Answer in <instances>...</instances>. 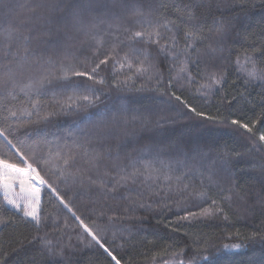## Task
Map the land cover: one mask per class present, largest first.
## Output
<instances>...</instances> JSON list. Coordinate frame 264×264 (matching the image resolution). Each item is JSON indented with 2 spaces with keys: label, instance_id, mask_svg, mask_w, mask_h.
<instances>
[{
  "label": "snow or ice",
  "instance_id": "6c2138e0",
  "mask_svg": "<svg viewBox=\"0 0 264 264\" xmlns=\"http://www.w3.org/2000/svg\"><path fill=\"white\" fill-rule=\"evenodd\" d=\"M243 3L244 0H232L227 6ZM209 6L200 0H187L185 3H175L174 0L171 3L169 0H34L27 5L14 7L11 0H0V137L5 142L4 147L15 149L24 165L20 167L19 163H11L0 155V193L3 194L0 230L17 223L15 213L22 212L25 218H31L37 235L30 239L20 238L14 242L18 247L13 249H24L27 240V245L32 246L30 264H37L36 256L43 257L45 254L47 260L44 264H74L70 253L77 250L70 236L59 246L47 238V233L39 236L40 188L33 183L36 178L55 194L60 204L72 212L84 233L91 237L85 243L84 235H78L76 239L80 244L91 247L95 242L115 264H121L122 259H118L101 242L97 232L72 211L57 189L39 176L33 163H29L30 158L34 163L44 165L57 180L65 184L71 181L85 191L95 188L105 199L129 183L135 184L141 177L144 183H155L160 179L166 183L175 181L177 191L189 187L183 182L186 173L173 176L170 169L165 171L166 165L156 167L149 160L135 159L125 165L118 150L113 155L110 145L101 147L110 139L114 129H122L131 123L147 127L151 124L150 117L136 114L124 103L111 112H88L87 109L100 101L103 93L98 94L96 89L89 90L87 94L79 93L73 85L67 83L72 77H87L96 84L124 90L135 88L138 81L143 83L136 90H145V85H151L157 91H163L165 87L191 88L198 85L195 87L196 92L209 99L220 95L219 102L222 105L231 106L233 101L236 104L243 101L253 113L257 108L264 113V42L252 41L245 47L247 20L241 28H237L231 21L215 19L212 27L206 28V15H197L194 8L206 10ZM169 9L175 13L174 16L168 15ZM25 10L27 14L22 15L21 12ZM5 24L8 26L3 27ZM78 37L83 40H78ZM209 41H213L215 46L208 43L207 52L202 55L200 45ZM85 44L87 48L83 46ZM230 44H239L243 48L234 62L220 55L225 52L231 54ZM86 51H91L92 55H84ZM209 60L212 61L210 66L201 71V64ZM109 61L112 62L113 79L106 82L101 72L102 66H109ZM117 66L119 75H116ZM193 69L196 75H193ZM230 73H235L236 79ZM236 80H240L246 87L258 83L259 100L251 98V93H241L239 97L231 95L228 89L237 87ZM54 81L71 87V94L67 93L65 87H51ZM21 95L23 100L20 99ZM49 96L51 103L43 99ZM170 97L183 103L196 116L205 115L182 101L176 91H170ZM72 113L83 114L77 122L79 135L69 133L71 140L65 137L49 140L46 128L40 125L50 118ZM166 119L160 117L156 121L157 125L160 120ZM207 119L214 120L215 117L209 116ZM261 119L264 116L251 123L259 124ZM231 123L252 132L248 123H241L240 120H232ZM27 126L33 127L25 133L23 139L17 136L14 142L10 138L20 128ZM259 140L264 142V133L259 135ZM22 147L29 150L30 156L21 151ZM201 156L208 159V184L201 180V190L196 195L211 203L209 208H202L199 215L214 216L219 213L227 220L228 214L221 201L231 207L235 195L246 202L245 197L239 195L238 188L239 174L246 171L237 166V160L242 159L243 155L237 152L234 159L233 154L227 150L210 149L202 152ZM260 169L264 173V163L260 164ZM217 176L225 177L227 184H220L215 179ZM261 183L264 184V176L261 177ZM167 186L171 191L172 184L167 183ZM211 187L219 189V200L209 195ZM260 202L264 203V195H260ZM137 203L131 201L132 205ZM139 206L144 207L142 203ZM189 217L197 218V213L189 211L180 219L186 220ZM257 235L259 233H253V237ZM113 236L115 238V234ZM204 244L206 252L208 245L207 242ZM245 247L242 243L222 246L225 253L239 252ZM66 250L69 253L67 255ZM259 255L260 260L246 258L243 264H264V235L260 236ZM255 256L253 252L252 257ZM6 260L3 243L0 242V264H5ZM8 264L16 262L8 261ZM125 264H130V259ZM164 264H185V261L178 259L174 262L165 261ZM187 264H216V259L214 255L198 253Z\"/></svg>",
  "mask_w": 264,
  "mask_h": 264
},
{
  "label": "trees",
  "instance_id": "16d2710c",
  "mask_svg": "<svg viewBox=\"0 0 264 264\" xmlns=\"http://www.w3.org/2000/svg\"><path fill=\"white\" fill-rule=\"evenodd\" d=\"M32 2L34 0H11L14 7ZM169 2L171 3L172 0ZM174 2L185 3L187 0H174ZM200 2L210 5L206 10L201 7L194 8L197 15L201 13L206 15V28L212 27V21L215 19L231 21L237 25V28H241L247 20L245 47L252 41L264 42V0H244L242 5L237 4L233 7L227 6L232 0H200ZM21 14L26 15V10ZM168 15L174 16L175 13L169 9ZM7 26V24L3 25V27ZM77 39L83 40L82 37ZM208 43H213L215 46L213 41L200 45L202 55L207 52ZM83 46L87 48L86 44ZM229 47L232 48L231 54L225 52L220 55L234 62L236 57L241 55L243 48L239 44H230ZM101 51L103 53L104 49ZM84 55L91 56L92 53L86 51ZM111 63L109 61L107 67L102 66L101 75L106 82L113 79ZM211 63V60L208 63H202L201 71L208 68ZM116 75H119L118 66ZM193 75H196L194 69ZM230 75L236 79L235 73ZM67 83L73 85L79 93L87 94L91 89H96L98 94L103 93L100 96L102 102L98 101L87 109L90 113L115 111L121 103H124L136 114L150 117L151 124L147 127L131 123L122 129H114L110 139L101 147L110 145L113 148V155L118 150L125 165L135 159L149 160L156 167L166 165L165 171L170 169L173 176L186 173L183 175V182L189 185L187 190L177 191L175 181H171L167 182L172 184L170 191L163 179L155 183L152 181L144 183L141 177L135 184L129 183L127 187L120 188L105 199L95 188L85 191L71 181L65 184L57 180L44 165L36 164L31 158L29 159V163H33V167L39 172V176L57 189L72 211L97 232L101 242L109 247L118 259L122 258L121 264H125V261L129 259L130 264H164L165 261L174 262L178 259H183L187 264V261L193 259L198 253L214 255L216 264H243L246 258L261 259L259 252L260 236L264 235V203L260 202V195H264V184L261 183L264 173L260 169V164L264 163V142L259 140V135L264 133V119H261L259 124L251 123L264 116L259 108L253 113L243 104V101L240 104L233 101L231 106L222 105L219 102L220 95L209 99L196 92L195 87L198 85L191 88L168 89L165 87L163 91H157L151 85H145V90H136L140 88L143 81H138L135 88L131 90L99 85L88 80L87 77H72ZM236 84L237 87L228 89L231 95L239 97L241 93L245 95L251 93V98L259 100L258 83H252L246 87L240 80H236ZM51 87L56 89L65 87L68 94H71L73 90L71 87H66L65 83L56 81ZM170 91H176L182 101H186L205 115L198 117L191 113L183 103L170 97ZM20 99L23 100L24 97L21 95ZM43 99L48 103L52 102L50 96ZM82 115V113L58 115L50 118L40 127L46 128L49 140L57 137L71 140L69 133L79 135L77 122L81 120ZM209 116L215 119H207ZM160 117L167 119L160 120V124L157 125L156 121ZM232 120L248 123L252 127V132L249 133L239 125L232 124ZM32 127L20 128L10 138L14 142L17 136L23 139L25 133ZM4 143L3 138L0 137V155L9 159V162L19 163L20 167H24L15 149L10 150L4 147ZM210 149L227 150L233 154L234 159L237 152L243 155L242 159L237 160V166L245 168L246 171L239 174L238 188L239 195L244 196L246 202L235 195L231 207L221 201V205L225 207L228 214L227 220L224 219L223 214L219 213L214 216L199 215L200 210L209 208L211 203L210 200L206 201L196 195L201 190V180L204 184H208L206 174L208 159L203 158L201 153L208 152ZM21 151L26 156H30L27 148L22 147ZM201 173L205 174L201 175ZM215 179L222 185L227 184L225 177L217 176ZM218 191V188L211 187L209 195L219 200ZM131 201L138 203L132 205ZM0 203H3L2 194H0ZM141 203L144 207L139 206ZM189 211L196 212L197 218L180 219ZM38 215L41 218L39 236L47 233V238L51 239L56 246L67 241L69 236L72 237L71 243L77 249L70 253L74 264H115L95 242L91 247H86L77 241L76 237L81 234L84 235L85 243L90 241L91 237L84 233L72 212L60 204L55 194L51 193L46 186L42 189ZM15 216L17 223L0 230V242L3 243V253L7 256L5 264L13 260L16 264H30L32 246L27 245L25 240L24 249L13 251L18 247L14 242L22 237L30 239L37 235V229L31 218H25L22 212L15 213ZM253 233H259V235L253 237ZM204 242L208 245L206 252ZM234 243H242L247 247L239 252L225 253L222 246ZM253 252L256 253L255 257H252ZM67 254L69 253L66 250ZM36 260L37 264H44L47 255L43 257L37 255Z\"/></svg>",
  "mask_w": 264,
  "mask_h": 264
},
{
  "label": "rangeland",
  "instance_id": "374dc122",
  "mask_svg": "<svg viewBox=\"0 0 264 264\" xmlns=\"http://www.w3.org/2000/svg\"><path fill=\"white\" fill-rule=\"evenodd\" d=\"M33 183H35L36 187L40 188V200H39V205H38V212H39V210H40V203H41L42 189H43V187H44L45 185H42V184L40 183L39 178L34 179ZM17 192H19V189H17ZM0 194H2V193H0ZM2 195H3V194H2ZM24 203H27V202L25 201Z\"/></svg>",
  "mask_w": 264,
  "mask_h": 264
}]
</instances>
